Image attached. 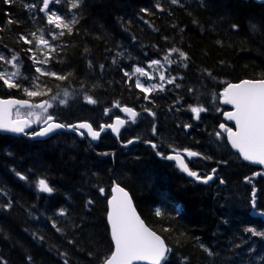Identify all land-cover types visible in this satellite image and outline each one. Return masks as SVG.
<instances>
[{"label":"trees","instance_id":"obj_1","mask_svg":"<svg viewBox=\"0 0 264 264\" xmlns=\"http://www.w3.org/2000/svg\"><path fill=\"white\" fill-rule=\"evenodd\" d=\"M71 2L50 0L49 9L41 12L43 0H0V54L18 58L13 82L20 85L9 88L0 80V98L48 101L50 115L60 123L93 120L99 126L106 124L101 116L112 104L142 103L146 94L136 88L132 69L159 60L164 65L160 72L172 83L157 92L156 112L152 104L146 108L157 115L150 124L157 138L152 142L163 145L183 135L191 107L206 108L209 103L217 107L226 85L264 79V4L79 0L72 8ZM49 11L66 21L74 18L72 32L49 25ZM62 30L65 34L60 36ZM33 32L48 35L50 47L41 49L20 40L21 35L31 40ZM172 49L184 52L186 59ZM37 67L65 79L42 75ZM37 77L39 87L34 88ZM25 88L43 95L30 97ZM173 100L177 108L188 109L187 120L171 109ZM182 100L183 107L178 103ZM209 116L190 131L201 132L204 122L207 131L216 129L220 116ZM185 137L190 147L199 142L193 133ZM131 138L134 134L127 129L119 139L123 143ZM72 139L60 133L32 142L0 134V264H103L112 251L105 217L114 183L127 190L146 226L171 250L163 264H209L211 259L235 263L229 255L235 244L232 249L220 247L223 231L230 233L229 242L236 243L244 226L264 228L261 220L249 216L252 209L264 214V167L246 165L236 156L232 162L222 158L217 169L225 188L216 198L143 143L119 148L108 133L96 146ZM40 179L46 180L51 193L38 190Z\"/></svg>","mask_w":264,"mask_h":264},{"label":"snow or ice","instance_id":"obj_2","mask_svg":"<svg viewBox=\"0 0 264 264\" xmlns=\"http://www.w3.org/2000/svg\"><path fill=\"white\" fill-rule=\"evenodd\" d=\"M5 3H11L12 0H4ZM53 2H59V0H53ZM178 0H172V3H177ZM50 0H43V7L40 8L41 12H45L46 9H49ZM79 0H72L71 7H78ZM27 7H34L27 6ZM47 23L53 25L56 29L67 30L68 33L72 32L71 25L76 23V20L73 18L70 21H66L65 18L61 15H58L55 11H49L46 13ZM12 23L11 20L8 21ZM235 27V26H234ZM60 31L59 35L63 36L64 31ZM32 39L29 40L25 36L21 35L20 40L24 41L26 44H32L33 41L36 42V47L39 48L41 45L49 46V42L44 39L43 34L37 35L35 32L30 34ZM49 35H52V38L55 39L56 35L49 32ZM173 52L179 51L178 49H172ZM181 58L186 59V54L182 51H179ZM4 57L0 56V60H3ZM17 57L13 55L12 59L8 63L16 61ZM165 60H168V57H165ZM36 63H46L45 61H35ZM172 63V61H168ZM152 65L160 64L159 60H153ZM15 66V65H14ZM36 72L41 73L42 75L55 76L57 79H65L64 76L57 75L54 72L45 73L41 68L37 67ZM134 72L139 73L140 75H147L142 68H135ZM18 75V73H0V80L4 81V84L9 88L20 87L18 83L13 82V77ZM125 75H129L125 73ZM162 80L164 76L160 77ZM35 80H38V77L34 79L33 87L38 88L39 86L35 83ZM172 83V80L168 81ZM136 86L141 89L142 92H149L156 88V85H151L149 88L143 87L140 81L137 80ZM26 95L32 97L37 95H43V93L35 90L24 89ZM67 96V93H65ZM225 97V102L235 105V112H229L225 115L229 120H235L236 131L233 132L231 128H226L225 125H221L222 129H225L228 132L229 141L234 149H237L240 155L244 160L252 161L264 165V80L261 81H242L240 84L229 85L225 92L223 93ZM147 98V97H145ZM53 100L56 97H52ZM89 103H95V101L88 97ZM61 104L65 101L61 100ZM11 105H20L21 107H34L41 108L44 113H47L48 108L52 105L48 101H44L41 104L30 105L26 100H7L0 101V129H4L10 132H23L25 128L33 122L30 119H21L20 113L17 111V118L15 120L8 119L9 109L8 106ZM191 112L194 114V118H199V114L203 111H206L203 107H191ZM121 111L127 113L129 118L134 122L136 116L138 115L131 108H122ZM107 112V110H106ZM29 117H33L36 122H40L42 119L41 114L39 113H28ZM52 116L49 114L47 118L43 121L47 126L42 128L41 131L34 133L37 136H43L52 132L56 128L66 127L65 125L59 123H49L52 121ZM125 123L124 120L117 118L115 124L110 125H101L100 131H95L91 125L87 123H81L78 126L68 125L67 127L72 128H84L87 129L88 134L93 138L97 139L100 136V132L104 131L105 127L111 128L113 132L118 133L120 126ZM186 127H189L186 125ZM155 132V128L153 129ZM219 136L220 134L217 133ZM132 141H129L131 143ZM153 148H156V145H152ZM188 156H196L198 153L184 150ZM160 155V153H157ZM169 160H176L181 169L186 172L189 176L195 177L196 179H201L196 172L190 171L187 165L184 163L183 159L179 154L167 157ZM215 171V169L213 170ZM23 179V177H21ZM212 177L208 176L203 178V182L207 183L208 180H211ZM224 181H221L223 183ZM38 190L41 192L51 193L53 189L44 179L38 181ZM103 189L101 192L103 193ZM114 192L119 193L120 196H113L109 200V205L111 209L108 213V220L111 224V235L112 240L115 244V250L112 254L107 257L104 261V264H132L133 260H148L150 264H163L167 260V254L171 251L165 245L164 241L156 235L154 232L150 231L140 218L136 215L134 209L131 207V200L128 197V193L120 187H114ZM255 191V190H254ZM253 206L255 203L253 201ZM63 215V211L60 213ZM156 215L160 216L161 212L159 209L156 210ZM55 227V225H53ZM59 231V229H57ZM246 231L252 232L254 236H264V232L256 231L252 228L246 229ZM203 247V246H202ZM208 251V249H205ZM211 255V253H209Z\"/></svg>","mask_w":264,"mask_h":264},{"label":"rangeland","instance_id":"obj_3","mask_svg":"<svg viewBox=\"0 0 264 264\" xmlns=\"http://www.w3.org/2000/svg\"><path fill=\"white\" fill-rule=\"evenodd\" d=\"M42 7H43V4H42ZM40 7V8H42ZM53 26V25H52ZM54 27V26H53ZM39 36V35H38ZM44 36V39H46L47 41H50L51 38L47 35H43ZM50 38V39H49ZM32 39V38H31ZM33 43L36 45V42L33 41ZM50 46H44V45H41L39 48L41 49H48ZM0 56H3L4 59L1 60L2 62V67L1 70L3 69L2 73H8V74H11V73H17L19 71V67L17 66V60L16 61H13L12 63H8V61H10L12 59L13 56H10V55H1ZM152 62V61H151ZM151 62L147 63L146 65H144L143 67H140V66H136L132 69L133 71V77L135 78L134 81H135V86H136V82L137 80L140 81L141 85H143V87L145 88H149L151 85H156V88L149 91V92H145V96H144V99L142 101V103L140 104L141 108L143 109H146V106L148 107L149 104H152L155 112L157 110V105L155 104V97L159 95V93H157L159 90L163 89L164 86L166 85V83H168L169 80H166L165 78L162 80L160 77L161 75H163L161 72H160V69H164V65L162 64V62H160V64L158 65H152ZM15 65V66H14ZM1 66V65H0ZM142 68L144 70V72L147 73V75H140L139 73H136L134 72V69L135 68ZM160 68V69H159ZM15 77V76H14ZM136 88H138L136 86ZM140 89V88H138ZM141 90V89H140ZM152 93H154L153 95H151ZM150 95V96H149ZM147 97V98H145ZM175 100V99H174ZM172 101V103H170V106H171V109L174 110V111H177V116L182 119L183 118V111H181L180 109L178 110L177 108V102L175 101ZM179 104H181L180 101H178ZM51 108V107H50ZM50 108H48L47 110V113H44L42 109H38V108H29V109H20L18 110L19 113H20V117H23V118H26V119H30V120H33V123L34 124H39L41 123L46 117L47 115L50 114ZM109 111V110H107ZM150 111V110H149ZM213 113L218 111L220 112L221 109L220 108H216V109H212L211 110ZM29 112H33V113H39L41 114L42 116V119L40 122H36L34 120L33 117H29L28 116V113ZM104 118L103 119H106V117L109 115L108 112H106V110H104ZM189 112L191 114H193L191 112V110H189ZM176 113V112H175ZM177 119V117H176ZM154 120L150 121V122H143L139 127H138V130L141 134H144V135H148L150 133L153 132V129L155 128L154 126H151L150 124L153 123ZM178 127V125H177ZM134 127L132 126L131 129H133ZM155 133V132H153ZM165 137H168L167 135ZM218 141H219V146H221V142L223 141L221 137L218 138ZM221 150H219L220 152ZM227 226V225H225ZM245 229V230H244ZM246 229L248 228H242L239 230V234H240V237H238L237 239V242L236 243H232V242H229L227 239L228 237H226L228 234V231L224 230L223 231V234L226 238H224V240L222 241L221 243V249L223 250L227 245L232 249L233 247V244H235V248H233V250H235V254L233 255V250H232V254H229L231 257L235 258L236 262L235 263H216L214 262L213 259H211V262L209 264H250V259L253 258L255 260V262L257 263H260V259H262L263 263H264V247L263 246H259L258 245V242H257V237L258 236H254L252 234V232H249V231H246ZM232 231H234L233 228H231ZM255 230V229H254ZM226 231V232H225ZM257 231V230H256ZM222 238V237H221ZM249 243V244H248ZM244 244V246L241 247V245ZM256 248H262L261 249V252H260V255L259 254H254L250 257L249 259V256L250 254L256 250ZM219 249V247H218ZM218 251V250H217ZM216 253V252H215ZM215 253L213 252V254L210 255V258H213V256L215 255ZM244 260V261H243Z\"/></svg>","mask_w":264,"mask_h":264},{"label":"flooded vegetation","instance_id":"obj_4","mask_svg":"<svg viewBox=\"0 0 264 264\" xmlns=\"http://www.w3.org/2000/svg\"><path fill=\"white\" fill-rule=\"evenodd\" d=\"M138 112V119L132 124L134 127V137H137L138 140H140L142 143H145V145L150 146L156 156L166 159L169 156L170 153L176 152L182 154V152L187 149L189 145L186 143V135L189 133H193L196 136V139L199 140V142H196L195 147H190V149H187L189 151L198 153L196 156H192L191 158L184 157L185 162L189 168L190 171H194L197 173L201 179H188L192 184L195 185H201L203 187H206L210 190L211 194L213 196L220 197L221 195L219 194L222 192V189L225 188V184L221 185V180H220V171L217 169L218 167V156H217V148L219 149V141H218V135L219 130L216 129L215 132H206L205 129L201 132H191L188 129H185V132L180 133L179 137L171 138L163 141V145L165 146L163 149L160 148V145L155 142H152V140H155L156 138L152 133L148 135L141 134L138 130V127L143 123L146 122V120H150L153 118V113L150 111H147L146 109L139 107L136 108ZM147 115V116H146ZM222 115V114H221ZM159 118V117H158ZM196 120L198 118H195ZM226 127H231L229 125H226ZM201 134V135H200ZM220 134V133H219ZM175 134H173L174 136ZM149 136V137H148ZM168 138V137H166ZM164 140V139H163ZM177 143V144H176ZM137 145V144H136ZM152 145H156V148H153ZM176 145V147H175ZM222 150V149H221ZM157 153H160L158 155ZM231 161V160H229ZM215 169V171H213ZM208 176H211L212 179L208 180L207 183L203 182V178H206ZM222 197V196H221Z\"/></svg>","mask_w":264,"mask_h":264},{"label":"water","instance_id":"obj_5","mask_svg":"<svg viewBox=\"0 0 264 264\" xmlns=\"http://www.w3.org/2000/svg\"><path fill=\"white\" fill-rule=\"evenodd\" d=\"M253 1L256 2V3H259V4H264V0H253ZM263 80H264V79H263ZM242 81H261V80H242ZM242 81H239V82H237V83H230V84H231V85H236V84H240ZM230 84H228V85L224 88V90L221 92V96H222V97H221V99H220V104H221L222 106H227V107H229V108H232V111H228V112H226V113H229V112H235V111H236V109H235V105H233V104H229V103H226V102H225V97H224V95H223V93L225 92V89H227L228 86H229ZM7 100H19V99H15V98L0 99V101H7ZM26 101H27V100H26ZM28 102H29L30 105H32V103H31L30 101H28ZM39 104H41V103H39ZM15 107H19V108H28L27 106H25V107H21L20 105H11V106H8V109H9V114H8V117H7L8 119L14 120V119H12V110H13ZM122 108H130V107L122 106V107L118 108V111H119V113H120V115H121L122 117H125V118H126L127 122H132V120L129 118V115H128L127 113L121 111ZM131 109H132V108H131ZM134 111H135V110H134ZM135 112H136V111H135ZM226 113H224V115H223V120H224L226 123L231 124V125L233 126L232 130H233V132H235V131H236V123H235V120H229V119L227 118V116L225 115ZM119 119H121V118H119ZM116 120H117V118L113 119V121H112L111 124H115ZM121 120H122V119H121ZM49 123H57V122L49 121ZM81 123H87V124H89L88 122H79V123H74V124H71V125H72V126H78V125L81 124ZM89 125H90V124H89ZM109 125H110V124H109ZM46 126H47V125L43 122L42 125H41V127H40V129L37 130L36 132L41 131V129L44 128V127H46ZM67 126H68V125H67ZM67 126H66V127H62V128H56V129H54L52 132H50V133H48V134H46V135H43V136H37V135H35V134L25 136V135H24V131H25V129H27V130H31V129L33 128V124L31 123V124L29 125V127H27V128L24 129L23 132L15 133V132L6 131V130H4V129H0V134H1V135H10V136H15V137H19V136L23 135V136H25L26 138H28V139H30V140L42 141V140H46V139H48L49 137H51L53 134H56V133L75 134V135H77L78 137L81 138V137H82V132H83V133H85V134L87 135L89 141H90L93 145H95V144H97V143L99 142V139H100V137H101V135H102V132H103V131L100 132V136H99L97 139H93V138L88 134L87 129H84V128H78V127H76V128L74 129V128H72V127H67ZM124 126H125V123H124L122 126H120V128H119V132H118V133L113 132L111 128H108V127H105V128L110 132V134L112 135V137H113L115 140H117V139H118V136H119V133H120V131L124 128ZM220 126H221V125H220ZM91 127H92V126H91ZM93 130H94V129H93ZM220 130L222 131L223 129L220 127ZM36 132H35V133H36ZM225 138H226L227 145L229 146V148L231 149V151H232L233 153H235L241 161H243V162L246 163L247 165H249V166H253V167H263V166H264V165L259 164V163H255V162H252V161L244 160L243 157L240 155L239 151H238L237 149H234V148L232 147V145H231V143H230V141H229V138H228V132H226ZM131 141H132L131 143L136 142L135 140H131ZM131 143L127 142V143H124L122 146H123V147H128V146L131 145ZM184 154L187 155V153H184ZM176 155H177V154H176ZM172 156H175V155H172ZM179 156H180V155H179ZM180 157H181V156H180ZM172 161H174V162L178 165V163H177L176 160H172ZM178 166H179V165H178ZM179 167H180V166H179ZM180 168H181V167H180ZM184 173H186V172H184ZM186 174H187V173H186ZM187 175H188V174H187ZM188 176H189V175H188ZM190 177H191V178H194V177H192V176H190ZM117 186L120 187V188H122V189H124V188L121 187L120 185L113 184V186H112L111 189H110V196H109V198L107 199V211H106V223H107V226H108V229H109L110 240H111L112 245H113V250H112V252L115 250V244H114V241L112 240V235H111V224H110V222H109V220H108V213H109V211H110V209H111V206L109 205V200L112 199L113 196H120L119 193H116V192L113 191L114 187H117ZM124 191L127 192V190H125V189H124ZM46 193H47V192H46ZM127 193H128V192H127ZM128 197H129V199L131 200V207H132V209H134L136 215L140 218V220H141V221L143 222V224L145 225L144 221H143V220L141 219V217L139 216V214H138V212H137V210H136V208H135V206H134V204H133V202H132V199H131L129 193H128ZM250 215H251V216H254V217H257V218H260L262 221H264V215H263V214H258V213H255L254 211H251V212H250ZM145 227H147V226L145 225ZM147 228H148V227H147ZM148 229H149V228H148ZM149 230H150V229H149ZM150 231H151V230H150ZM152 232H153V231H152ZM155 234H156V233H155ZM156 235H157V234H156ZM159 237H160V236H159ZM160 238H161V237H160ZM161 240H163V239L161 238ZM263 241H264V238H263ZM111 254H112V253H111ZM103 264H104V263H103ZM132 264H150V262H149L148 260H146V259H145V260H133V261H132Z\"/></svg>","mask_w":264,"mask_h":264},{"label":"bare ground","instance_id":"obj_6","mask_svg":"<svg viewBox=\"0 0 264 264\" xmlns=\"http://www.w3.org/2000/svg\"><path fill=\"white\" fill-rule=\"evenodd\" d=\"M168 98V97H167ZM105 110V109H104ZM94 114V113H93ZM54 116V115H53ZM149 137V136H148ZM128 138H130V137H128ZM70 139V138H69ZM33 142V141H32ZM108 142V141H107ZM143 144H145V143H143ZM74 145V144H73ZM77 145V144H76ZM84 146V145H83ZM118 146V145H117ZM116 146V147H117ZM109 147V146H108ZM80 148V147H79ZM85 148V147H84ZM83 147H82V149H84ZM120 148V147H119ZM110 149V148H109ZM118 149V148H117ZM116 150V149H115ZM110 151V150H109ZM118 151V150H117ZM110 153H112V152H110ZM116 153V152H115ZM105 157V156H104ZM257 206H259V205H257ZM251 209V208H250ZM248 213V212H247ZM251 218V217H250ZM247 220V219H246ZM251 221V220H250ZM258 222V221H257ZM246 223V222H245ZM251 223V222H250ZM263 222H261V224H262ZM244 224V223H243ZM251 224H253V223H251ZM258 225V224H257ZM244 228H245V226H244ZM259 229V228H258ZM245 230V229H244ZM256 237V236H255ZM249 244V243H248ZM252 256V255H251ZM250 259V258H249ZM244 261V260H243ZM234 263V262H233Z\"/></svg>","mask_w":264,"mask_h":264}]
</instances>
